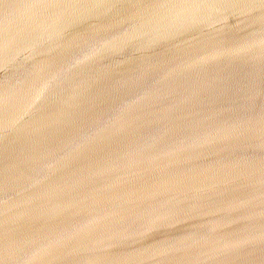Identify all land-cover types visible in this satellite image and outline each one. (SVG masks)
Segmentation results:
<instances>
[{
  "label": "water",
  "instance_id": "obj_1",
  "mask_svg": "<svg viewBox=\"0 0 264 264\" xmlns=\"http://www.w3.org/2000/svg\"><path fill=\"white\" fill-rule=\"evenodd\" d=\"M0 264H264V0H0Z\"/></svg>",
  "mask_w": 264,
  "mask_h": 264
}]
</instances>
